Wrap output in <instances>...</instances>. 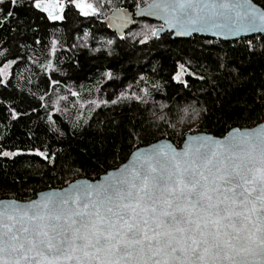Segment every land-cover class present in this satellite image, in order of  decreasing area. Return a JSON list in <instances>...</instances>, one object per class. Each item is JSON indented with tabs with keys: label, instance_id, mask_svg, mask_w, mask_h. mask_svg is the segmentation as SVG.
Masks as SVG:
<instances>
[{
	"label": "trees",
	"instance_id": "trees-1",
	"mask_svg": "<svg viewBox=\"0 0 264 264\" xmlns=\"http://www.w3.org/2000/svg\"><path fill=\"white\" fill-rule=\"evenodd\" d=\"M57 1L60 20L55 4L0 5L16 13L0 21V152L15 154L0 155V199L97 179L159 139L264 122V35L156 38L154 20L124 32L110 22L149 0H85L97 11L87 16Z\"/></svg>",
	"mask_w": 264,
	"mask_h": 264
},
{
	"label": "snow or ice",
	"instance_id": "snow-or-ice-1",
	"mask_svg": "<svg viewBox=\"0 0 264 264\" xmlns=\"http://www.w3.org/2000/svg\"><path fill=\"white\" fill-rule=\"evenodd\" d=\"M30 3L49 11L42 0ZM150 7L180 34L224 27L197 0H157ZM88 8L82 13L94 14ZM7 18L16 13L0 21ZM239 21L254 27L257 14L246 12ZM258 139V153L251 136L211 147L199 141L194 151L191 145L180 152L160 148L83 201L49 196L24 209H0V264H248L255 256L264 264V136Z\"/></svg>",
	"mask_w": 264,
	"mask_h": 264
},
{
	"label": "water",
	"instance_id": "water-1",
	"mask_svg": "<svg viewBox=\"0 0 264 264\" xmlns=\"http://www.w3.org/2000/svg\"><path fill=\"white\" fill-rule=\"evenodd\" d=\"M81 2H83L85 6L88 7L85 0H77L78 4H81ZM155 2H157V0H149L147 3L137 7L132 12L118 14L124 15L125 21L120 26L115 28L121 32H124L127 26L131 24L134 19L146 18L161 24V26L154 30L156 34L153 36L156 38H159L165 33H169L172 39H189L192 36L198 35L201 37L229 42L245 37L250 38L256 35H264V20H259L258 18L260 14H264V8L255 3L253 0H197V4L203 6L205 9L203 14L211 21L222 24L224 27L217 28L206 25L199 27L198 30H185L182 34L179 33L177 28L172 26L174 21H171L169 18H166L165 14L160 13L150 7ZM246 12H254L257 14V21L254 27L246 26L242 21H239V17L244 16ZM94 14L96 15L97 11H95ZM113 14L115 15L116 13ZM115 18L117 19V15ZM247 136L257 138L258 153L260 144V140L258 138L264 136V122L244 128L233 127L223 136H217L213 133H207L203 131L188 133L185 135L182 143L179 146L175 145L167 138L159 139L150 144L137 147L130 153L128 158L123 163L101 174L97 179L90 180L87 178H79L63 187L41 190L36 193L35 197L25 201L13 198H1L0 209L8 210L12 207L24 209L31 204L44 201L49 196H56L58 198H72L76 195H79L83 201L89 198L86 195L89 191H92L98 186L106 184L113 178L120 177L121 175L125 174L126 171L132 169L134 165L139 163L138 157H141L142 155L154 153L160 148H167L169 150L180 152L182 150L188 149L189 145L192 146L194 151L199 141H208L209 147H211L214 142L227 144L232 142L234 138L239 140ZM50 164L52 165L53 162L51 161ZM95 195L96 193L93 192V198ZM240 259H242V257H237V260ZM260 259L261 258L259 256L247 257V262L248 264H258Z\"/></svg>",
	"mask_w": 264,
	"mask_h": 264
},
{
	"label": "rangeland",
	"instance_id": "rangeland-1",
	"mask_svg": "<svg viewBox=\"0 0 264 264\" xmlns=\"http://www.w3.org/2000/svg\"><path fill=\"white\" fill-rule=\"evenodd\" d=\"M56 1V0H55ZM51 3H52V5H54L55 4V11H57L58 13H59V15H61L62 14V10L60 9V6H61V3L60 2H54V1H50ZM125 21V16L124 15H117V19H115V21H114V26L117 28L119 25H121V23H123ZM159 27V26H158ZM157 28V27H156ZM155 28V29H156ZM154 29V30H155ZM9 67H10V64H7V65H5L4 66V68H3V72L4 73H7L8 72V70H9ZM199 131V130H198ZM194 132H197V131H194Z\"/></svg>",
	"mask_w": 264,
	"mask_h": 264
},
{
	"label": "flooded vegetation",
	"instance_id": "flooded-vegetation-1",
	"mask_svg": "<svg viewBox=\"0 0 264 264\" xmlns=\"http://www.w3.org/2000/svg\"><path fill=\"white\" fill-rule=\"evenodd\" d=\"M56 3V1H54ZM79 10L81 11V9L84 11V12H88L89 9L87 6H85V4L83 2H81V4H79ZM53 9V5L52 4H48V10L51 11ZM48 11V12H49ZM82 12V11H81ZM58 15V14H57ZM114 15V14H113ZM116 17V15H115ZM116 18L112 19L110 22L112 23V25L114 24V21H115ZM122 24V23H121ZM120 26V25H119ZM122 27V26H121ZM123 28V27H122Z\"/></svg>",
	"mask_w": 264,
	"mask_h": 264
}]
</instances>
